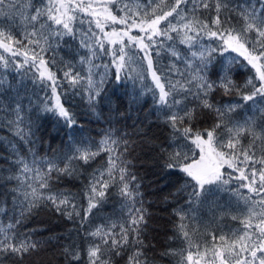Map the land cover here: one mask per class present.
<instances>
[{
	"label": "snow or ice",
	"instance_id": "snow-or-ice-1",
	"mask_svg": "<svg viewBox=\"0 0 264 264\" xmlns=\"http://www.w3.org/2000/svg\"><path fill=\"white\" fill-rule=\"evenodd\" d=\"M120 2L39 0V6H36L34 0H0V8H8L11 21L7 28L0 26V49L8 54L7 57L0 54V64L6 69L14 67L20 70L22 77L32 72L35 86L41 89L50 87L51 96L45 94L41 111L50 113L57 123L63 121L74 132L75 114L57 91L59 81L56 72L52 71L56 61L54 57L48 58L46 53L53 50L54 41L65 35L74 36L77 22L81 25L87 22L86 39L81 38L80 42L81 47L89 50L87 57L80 58V64L88 66L87 74L82 75L81 71L75 70V65L68 63L65 65L67 71H63L64 80L73 89L83 88L93 112L103 102L104 85L110 76L115 77L117 87H126L127 80L133 82V91L125 92L128 112L136 106L142 110L147 103L144 97L151 94L156 111L172 130L171 142L154 144V147L159 149V156L164 161L162 167L178 169L183 174V183L173 195L185 193L190 206L193 201H201L212 194L213 190H223L242 200L247 209L246 219L240 221L242 227L232 232L235 239L220 236L221 246L217 247V238L213 235V247L206 249L203 255H211L209 264H264V105L256 108L260 113L259 123L255 113L243 121H233L230 114L241 106H218L211 99L217 89H222L225 95L236 89L245 102L256 104L257 99L264 101V0H239L234 6L232 0H175L174 3L171 0L167 3L166 0H159L158 3L157 0H145L137 3L135 10L128 3L117 8ZM165 8L169 10L165 11ZM114 9L124 15L118 16ZM202 11H214L215 16H198L197 13ZM78 13L84 15L79 16ZM116 25L122 27L117 28ZM21 28L23 31H18ZM106 28H111V31H106ZM134 30L137 34H133ZM177 41L186 47V53L179 50ZM162 52L174 58L167 67L160 63ZM229 52L238 53L254 70L255 74L249 76L242 86L243 91L232 78V65L239 63L238 59L227 57V62L216 60V53L224 56ZM98 56L110 57V61L102 65L103 72L93 71L101 67L93 62ZM177 62L184 65L183 69ZM96 75L100 77L98 81L94 78ZM210 75L218 78L210 79ZM173 76L179 79L173 82ZM85 83L87 87H84ZM189 103L193 106L189 107ZM205 111L215 112L216 122L209 128H198V113ZM0 113V123L15 129V136L28 146L32 156L29 160L13 145L15 159L12 163L18 171L15 175L4 177L6 182L16 181V187L11 191L14 201L19 203L20 215L50 205L72 219L73 213L63 209L69 205L75 209L76 196L54 190L51 183L53 174L56 179L61 175L72 176L76 174V165L80 161L88 165L101 153H107V168L95 170L87 186L88 206L83 210L82 220H87L93 209L100 207L110 185L115 183L121 185L120 194L125 199L129 218L119 224L101 225L85 233L96 238L88 247V264H108L102 259L106 253L120 256L129 245L137 247V251L128 257V264H147L146 259H140L143 253L139 250L143 243L140 235L146 209L135 207L136 198L141 195L139 184L130 171L131 162L122 159L128 152L129 141L113 139L114 134L109 131L98 145L81 141L69 148L71 155L54 153L51 158H38L33 148L36 143L33 139L34 122L24 112L23 105L19 102L14 108L0 105ZM257 127L261 129L259 133L256 132ZM246 135L253 137L247 146L242 143V137ZM194 150H198V159L195 155H188ZM60 162L64 163V167H59ZM80 215L79 211L75 212V216ZM176 215L181 221L186 216L182 209L177 210ZM237 218L232 217L233 220ZM20 222L17 220L16 224ZM117 227L119 232H116ZM185 227L183 223L178 225L184 239L188 240ZM15 228L14 224L0 226V257H23L39 249V241L17 232ZM64 254L75 261L80 259V252L73 251V245L66 246ZM176 254L166 252L162 255ZM178 254L182 257L180 264H202L203 256L199 251L193 253L189 250L186 257L183 250Z\"/></svg>",
	"mask_w": 264,
	"mask_h": 264
},
{
	"label": "trees",
	"instance_id": "trees-1",
	"mask_svg": "<svg viewBox=\"0 0 264 264\" xmlns=\"http://www.w3.org/2000/svg\"><path fill=\"white\" fill-rule=\"evenodd\" d=\"M143 2L145 0H121L117 8H122L125 3H128L135 10L136 4ZM158 2L159 0H157ZM171 2L174 3L175 0H171ZM237 2L239 0H232V5L234 6ZM34 3L39 6V0H34ZM164 10L167 11L169 8ZM114 12L118 16L124 15L123 12H116L115 9ZM78 15L83 16L84 14L78 13ZM197 15L211 18L215 16V12L202 11ZM10 23L8 8H0V26L7 28ZM115 27L120 28L119 25ZM76 28L74 36L65 35L58 41H54L52 43L53 50L46 53L48 58H55L56 64L52 67V71L56 72L58 77L57 91L61 93V99L65 101L66 106L75 114L76 130L71 132L63 124V121L57 123L54 116L41 111L45 94L51 96V88L41 89L39 86H35L31 79L32 72L22 77L19 74L20 70L14 67L6 69L0 64V105H11L14 108L19 102L23 105L24 112L31 116L35 130L33 139L36 140L33 148L38 158H51L54 153L71 155L69 148L77 146L81 141L85 144L98 145L109 131L113 132V139L129 141L128 152L122 159L131 162L130 171L137 177L136 183L139 184L141 195L136 198L135 207L146 209L145 222L141 226L140 239L143 243L142 246H139V250L143 255L140 259L142 261L146 259L147 264H180L182 257L178 253L183 250L186 257L190 250L193 253L199 251L203 256L202 264H209L211 255L203 254L206 249L213 247V235L217 238L216 246L220 247V236H226L229 240L235 239L232 235L233 230L242 227L240 221L246 219L247 216V209L244 207L243 201L231 192L213 190L212 194L201 201H193L189 206L185 193L179 196L173 195L183 183V174L178 169L167 170L162 167L164 161L160 158L159 149L155 148L154 144L171 142L172 130L163 123V116L156 111L151 94L144 97L147 103L143 105L142 110L136 106L128 112L125 92L133 91V82L127 80L125 81L126 87H117L115 77L110 76L104 85L103 102L98 104L96 111L93 112L89 107L88 97L83 88L73 89L64 80L63 71H67L65 65L68 63L75 65V70L81 71L82 75H86L88 71L87 65L80 64V58L87 57L89 50L81 47L80 42L81 38L86 39L84 33L88 30L89 24L85 22L81 25L77 22ZM92 28L95 29L94 24ZM18 31H23V29H18ZM96 31L98 32V30ZM106 31H111V28H106ZM133 34H137L135 30ZM203 39L205 43L208 42L206 37ZM177 45L181 52H187L186 47L179 45L178 41ZM0 54L8 56L7 53H3L2 49H0ZM215 55L216 60L221 62H227V57L238 59L239 63L232 65V78L243 91L242 86L245 85L248 77L255 74L251 66L247 65L243 57L236 52H229L224 56H221L220 53ZM161 57L160 63L166 67L174 59L167 52H162ZM109 61V56L94 58L93 62L101 67L93 69V71L103 72L102 65ZM177 63L183 69L184 65L180 62ZM217 67H219L218 64ZM58 69L60 70L58 71ZM209 70L211 72V66ZM94 78L97 81L100 79L99 75ZM217 78L216 75H210V79ZM171 79L175 82L179 77L173 76ZM148 82L151 83L150 77ZM84 87H87L86 83ZM136 87L139 88V83ZM211 99L218 106L240 105L241 107L235 113L230 114L233 121H243L254 113L257 122L260 121V113L256 111V108L264 105V101L257 99L256 104L251 101L245 102L236 89L229 95H225L222 89H217L212 93ZM188 106L192 107L193 105L189 103ZM198 117L196 123L198 128H209L216 122L215 112L198 113ZM260 130L259 127L256 128L257 133ZM252 139L251 135H246L242 137V143L247 146ZM13 145L16 146L18 153L27 156L29 160L32 159L28 152V146L15 136V129H10L4 123H0V226L6 227L9 224H14L17 232L28 234L32 240L39 241L40 246L38 250L25 254L23 257L17 255L0 257L2 264H88V247L90 242L96 238L88 237L85 233L92 232L101 225L119 224L129 218L128 208L124 206L125 199L120 194L121 185L115 183L110 185L100 207L93 209L87 220H82L83 210L88 206V197L85 195L87 186L95 170L107 168V153H101L88 165H84L83 161H80L76 165V174L72 176L61 175L59 179H56L53 174L51 183L54 190L70 192L76 196L74 203L77 207L73 209L69 205L63 209L64 212L73 213L72 219H69L66 214L55 211L50 205L41 206L30 214L26 213L21 216L19 203L14 201V194L11 191L16 187V181L6 182L4 179L9 175H15L18 171L16 165L12 163L15 159ZM257 146L259 148V142ZM93 150L95 151L96 148ZM259 154L257 151V156ZM188 155L197 157V150L189 152ZM59 167H64V163L60 162ZM169 171H171L170 175ZM115 175L118 180V171ZM178 177L180 178L179 182ZM188 190L191 191V189ZM129 206H131L130 202ZM179 209H182L186 214L183 221L176 215V211ZM76 211H79L81 215L75 216ZM233 216L238 218L233 220ZM17 220L21 222L16 224ZM255 222L253 221V223ZM181 223L186 226L184 230L188 232V240L184 239L178 228ZM116 232H119V227L116 228ZM189 240L191 248H189ZM68 245H73V251L80 252L78 261L65 256L64 248ZM135 251H137V247L129 245L120 256L106 253L102 259L107 260L108 264H128V257ZM166 252L177 254L162 255Z\"/></svg>",
	"mask_w": 264,
	"mask_h": 264
},
{
	"label": "rangeland",
	"instance_id": "rangeland-1",
	"mask_svg": "<svg viewBox=\"0 0 264 264\" xmlns=\"http://www.w3.org/2000/svg\"><path fill=\"white\" fill-rule=\"evenodd\" d=\"M119 27H122L121 25H119ZM197 153H198V150H197ZM197 159L199 158V156H198V154H197V157H196ZM217 264H218V262H217Z\"/></svg>",
	"mask_w": 264,
	"mask_h": 264
}]
</instances>
